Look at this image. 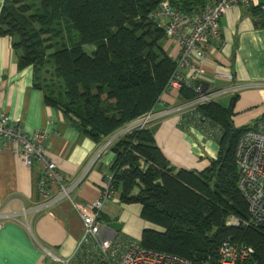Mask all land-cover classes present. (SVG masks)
Segmentation results:
<instances>
[{
	"label": "trees",
	"instance_id": "16d2710c",
	"mask_svg": "<svg viewBox=\"0 0 264 264\" xmlns=\"http://www.w3.org/2000/svg\"><path fill=\"white\" fill-rule=\"evenodd\" d=\"M200 1L5 0L0 36L9 38L17 68H31L32 87L41 92L43 104L61 110L99 144L149 113L175 70V61L163 50L165 34L150 16L161 2L177 14L193 15L201 10ZM247 8L254 15L260 7ZM84 46H93V52L87 54ZM179 97L189 101L194 93L184 88ZM236 100L234 94L225 108L216 102L198 108L222 132L216 158L200 172L170 167L150 126L111 146V188L118 202L140 205L139 218L152 226L141 233L142 248L214 263L217 248L229 240L253 249L245 264H264V225L226 226L229 217L241 221L247 216L234 149L258 122L233 132Z\"/></svg>",
	"mask_w": 264,
	"mask_h": 264
},
{
	"label": "crops",
	"instance_id": "0c3cea01",
	"mask_svg": "<svg viewBox=\"0 0 264 264\" xmlns=\"http://www.w3.org/2000/svg\"><path fill=\"white\" fill-rule=\"evenodd\" d=\"M4 2L0 0V10ZM250 2L260 7L258 14L237 5L226 9L219 20V39L209 43L204 59L210 87H238L231 117L236 131L264 117V27H257L264 22V0ZM163 50L175 56L173 43H164ZM32 83L31 68H17L9 38L0 36V112L10 120L20 118L25 135L45 130L46 158L67 183L81 178L71 193L75 202L86 204L98 199L114 162L111 147L90 165L100 143L81 134L61 110L44 105L41 92ZM231 96L225 94L215 102L225 108L220 102L227 107ZM162 99L170 105L177 101V94H164ZM150 127L155 146L175 170L200 172L216 158L217 142L191 126L179 127L174 116ZM41 171L40 163L27 167L11 150L0 151V264H59L44 250L66 259L81 237L82 223L70 202H47L56 195L55 186L47 188L48 198L40 195ZM140 211L138 204H120L116 194L103 201L99 221L105 225L117 221L122 224L118 236L139 241L142 231L152 228L139 218Z\"/></svg>",
	"mask_w": 264,
	"mask_h": 264
},
{
	"label": "built area",
	"instance_id": "2783aa9c",
	"mask_svg": "<svg viewBox=\"0 0 264 264\" xmlns=\"http://www.w3.org/2000/svg\"><path fill=\"white\" fill-rule=\"evenodd\" d=\"M202 8L193 15L175 13L166 2H161L150 18L165 34L166 42L173 43L176 49L175 70L167 82L165 92L175 93L188 88L194 93L190 101L168 109H162L159 99L153 111L129 123L100 142L98 152L91 164L116 141L136 130L147 128L161 119L174 116L177 125L191 126L207 138H221L220 128L209 118L198 112L202 105L213 103L220 96L235 94L238 87L214 90L209 86L204 74V59L208 45L219 39V20L230 6H251L250 0H201ZM169 56V55H168ZM170 57V56H169ZM223 77L230 79L229 75ZM183 110V111H182ZM21 120H10L0 112V151L9 149L19 158L22 165L31 167L42 164L38 180L39 193L47 197V188L55 186L56 195L47 200L54 203L66 200L72 205L82 223V234L74 251L66 259H59L46 250L45 254L59 264H245L251 260L253 249L243 243L224 241L216 250L214 263H192L176 256L154 252L142 248L139 241L118 236L112 229L98 219L103 201L114 198L116 192L111 188L112 176L109 174L98 199L82 204L75 202L71 193L81 178L67 183L57 172L55 164L46 158L44 141L45 130L25 135L20 129ZM146 126V127H145ZM234 162L237 168V187L246 206L247 216L238 221L229 217L226 226L243 228L264 225V120L258 121L253 130L243 133L234 149Z\"/></svg>",
	"mask_w": 264,
	"mask_h": 264
},
{
	"label": "rangeland",
	"instance_id": "374dc122",
	"mask_svg": "<svg viewBox=\"0 0 264 264\" xmlns=\"http://www.w3.org/2000/svg\"><path fill=\"white\" fill-rule=\"evenodd\" d=\"M165 43H166V40H165ZM164 45V44H163ZM83 50L87 53V54H91L92 52H93V50H94V48H93V46H84L83 47ZM162 102H163V106H162V109H168V108H171V107H177V106H180V105H182V104H184V103H186V102H188V101H181L180 100V97H179V92L177 93V101L175 102V103H171L170 105H167L164 101H163V99H162V95H161V97L159 98ZM193 99V98H192ZM221 100H223V99H221ZM221 100H219V101H221ZM190 101V100H189ZM221 103V105H223L224 107H226V104H224L222 101L220 102ZM154 109V108H153ZM153 109L150 111V112H152L153 111ZM183 111V110H182ZM149 112V113H150ZM148 114V113H147ZM146 115V114H145ZM138 119V118H137ZM136 119V120H137ZM136 120H134V121H132V122H135ZM131 122V123H132ZM152 125V124H151ZM150 124L149 125H146V126H151ZM145 126V127H146ZM117 132V131H116ZM138 191V189L137 188H135L134 190H133V192L134 193H136Z\"/></svg>",
	"mask_w": 264,
	"mask_h": 264
},
{
	"label": "water",
	"instance_id": "95a60500",
	"mask_svg": "<svg viewBox=\"0 0 264 264\" xmlns=\"http://www.w3.org/2000/svg\"><path fill=\"white\" fill-rule=\"evenodd\" d=\"M200 4H202V1H200ZM232 131L236 132V129L232 128ZM106 226L112 229L116 234L119 233L122 229V224L118 223L117 221L107 223Z\"/></svg>",
	"mask_w": 264,
	"mask_h": 264
}]
</instances>
